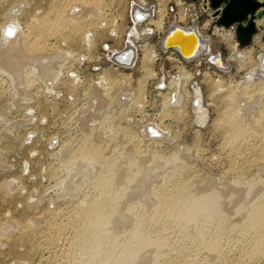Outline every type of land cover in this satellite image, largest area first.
Listing matches in <instances>:
<instances>
[{
	"label": "rangeland",
	"instance_id": "1",
	"mask_svg": "<svg viewBox=\"0 0 264 264\" xmlns=\"http://www.w3.org/2000/svg\"><path fill=\"white\" fill-rule=\"evenodd\" d=\"M77 1H79V4L81 3V8L83 6L86 7V9H91L89 8L90 6L86 5V1ZM128 1L129 0H101L102 3L99 9H105V12L109 11L108 15L110 18H112L109 20V22L112 23L113 18H115L114 22H116L118 21L116 18L122 17L124 15ZM15 4L20 6L16 14H13L12 8L14 11L18 8L17 6L13 7ZM61 5H65V8L67 9L70 3H65L63 0H0V24H2L5 19H8V17L15 16L19 22V35H21L22 30H25L27 26L31 27L33 32H36H34V35H42L45 33H43L44 31L38 30V22L42 21L44 15H49V12L52 13L51 11L55 10V7H62ZM95 6L96 5H93L92 7ZM95 10V12L93 11L92 14L87 17V20H89L87 21L88 23L90 20H92V22H98V20H95L98 8ZM66 11H68V9ZM94 15H96L95 18ZM207 20L208 16L203 14L201 16V22L206 23ZM79 22L81 25L79 32L72 33L71 29L65 26L64 28L59 29L60 31H57L59 34L56 32L55 36L50 35V39H48L50 46L56 45L55 48H57L62 53L69 52L67 57L64 56L65 58L63 60L65 62L62 61V64L60 63V67H57L59 70H56L58 71L57 74L60 72L59 79L52 81V84L50 82V77L38 74L33 68L35 66H32L29 63H26L23 66L24 68H22V79L15 78V76L10 71L0 67V264H18V262H24L25 264H57L56 261L62 262L61 264H91L89 260H91L92 254L96 253L98 250L99 252L102 251L100 252L101 257L99 256L101 261L102 259L104 260L105 255L106 257L108 256L107 254L109 250H111L110 248L112 246V244L109 242V238L110 236L112 237L116 234L119 235L118 237H120V240L117 246L114 248L115 250L112 251V255H110L109 258H105L107 260L109 259V261L104 264H121V262L124 264V261L127 259L126 256H129L133 250L138 249V244H136L137 238L134 236V233L136 232H143V234L148 233L151 236L153 235L154 237H152L154 239H159V241L164 240L166 242V248L168 247L169 249L157 247V253L152 256V262H135L133 264H162V261L168 260L170 258L183 260L185 262L189 261L187 262L189 264H219L220 262L221 264L222 262L225 264L227 261H230L231 264H243L244 262V264H264V250L255 251L254 247L251 248L254 244L255 234L251 233L250 229L246 228L244 225L245 220L239 219L240 210L243 211L250 206L254 207V205L257 203L260 204L264 201V129L257 130L254 127H250L248 129L243 128L244 130L242 129L243 131L239 134L240 136H244L243 139H240L242 137L239 135L238 138L237 136L231 137L232 134L229 131H232V128L234 131L235 127L229 125L230 121H228V117H232L231 112H235V114L238 115L240 122H244L242 124L243 126L251 117L249 112L244 111V109H246L247 103H250L251 100L253 101L255 98L257 100L259 99V93L257 92V89H254L255 86L252 85L250 88H246L247 85L243 84V81L247 70L251 68L252 65L257 63L256 54L258 47L261 45L255 46L252 43L249 45H241L242 48L244 46L247 47V53L250 51L252 53L251 56L250 53H248V59L245 58L249 64L246 63L245 66H242L239 65L240 63L236 60L232 61L231 59V53L233 51L232 48L234 44L232 43L233 41L231 40V37L230 41L228 42L218 34H210L208 37L206 35L207 38H210L209 42L211 45V53L213 54L218 52L220 55H222L223 59H228L230 62V70L221 71L220 76L217 77L212 74L211 70H208L207 66H205L206 72L204 82L206 84L204 86V100L205 107L208 111V116L205 123H203L201 126H197L195 124L193 115L189 116L188 112L186 111L175 112L167 115L170 113V111L169 113L164 109L161 111L160 108H155L156 104L154 105L153 103L146 102L143 97H146L145 94L148 95L149 87H151L150 83H141L138 85V81L136 80L132 81L130 83L131 85H128L123 82L125 85L121 89L123 91L127 90L130 92H132V90L139 91L137 93L138 98L135 97L136 93L133 92L135 93L133 94L135 98L133 97L131 99L132 101L128 100L124 104H117V102L114 100L118 92L116 89L117 87L113 84V80L121 82V79L124 80L125 78L123 77H125L127 73L119 74L117 71H112L110 69L103 70L102 73V70H97L94 68V66H97V64L91 66V64L87 63L86 61L80 62V60H78L80 56L81 59H86L83 54L87 56L89 54H93L95 51V44L100 42L99 40H107L108 42L109 38L107 35V29H103V26L96 28L95 26L97 24L93 23V26L96 28V30L94 29L95 33L93 34L95 43L91 48L86 44L83 31L84 29L82 27V24L85 25L87 22L85 20H80ZM63 23L69 24L68 21H63L61 24ZM2 27L3 25H0V38L2 37L3 32ZM21 28L23 29L21 30ZM54 37L57 38L54 39ZM34 40L36 39H32V41ZM149 43L150 44H148L147 47H151L145 49V52H151L152 47H155L153 41H150ZM50 50H48L49 52H47L46 49L42 51L47 53V55H54L55 52L52 51V49ZM94 56L95 54L91 55L89 60L95 59ZM53 61L55 62V60ZM76 71L79 74H77ZM52 73L53 72H51V74ZM149 75L150 73H144L142 71L135 74V78L143 82V80H145V78H147ZM103 76L104 79H102ZM106 77L110 80L108 81ZM73 78H76L75 82ZM99 80L102 81V84L99 83ZM109 82L111 83L110 85ZM219 84L220 86L222 84L224 86L222 85L220 87ZM142 85H145V87ZM97 86H100V89ZM236 89H239L240 91L237 92ZM99 90L102 91L100 92ZM247 90L249 94L247 93ZM65 91L69 92L66 93ZM99 92L101 96L99 95ZM242 92L245 94L247 93L248 95H244ZM104 93L106 94L107 100L105 99ZM96 95H99L97 97L99 100L96 98ZM102 96L107 104L102 99ZM230 96L232 99H230ZM241 98H243V100ZM133 100L135 101L133 102ZM233 100H235V102ZM99 101L103 104V106L102 104L100 106L97 105ZM90 106L94 107L90 108ZM132 107L134 108L133 110ZM260 107L256 108L257 112H253V114L256 113L255 116L258 118L259 116L257 113L260 112L258 111ZM105 109L107 110L105 111ZM115 110L117 111L115 112ZM107 111L110 113L108 112L106 114L105 112ZM159 113L161 115H158ZM176 113L179 114L177 115ZM261 113H259L261 117L260 123H263L260 124V126H264V113ZM98 114L102 116L98 117ZM109 114L110 116H107ZM84 117H86V119ZM223 117L227 119L226 123H224L225 120H223ZM220 119H222V121ZM151 121H155L159 124L162 123L161 126L164 128L167 127L165 129L166 134L159 139L147 137L144 134V128L146 124ZM219 121H221V124ZM87 129H90V131L87 132ZM253 129L256 131H253ZM108 130L110 134L108 133ZM100 131H102L104 134L102 132L100 133ZM89 132L91 133V136L88 134ZM255 133H258V135ZM261 135L263 136L262 139ZM96 136L103 137L102 141L97 140V142H101V144L97 146L100 147L101 153L104 152V156H108L109 160L112 158L121 160L119 157H121L123 152H126V157L128 158L125 159V157L121 160L123 162H121V168L119 170H121L120 173L123 172L124 174L128 172L129 174L127 173V176L129 178L124 180H116L114 182L109 180L98 182V172L95 174L94 169L90 174L83 172L84 174L81 173L78 176L75 175L71 181H69L67 175H71L75 169L74 167H69L73 162L71 161L72 157L76 155L80 145L82 146L84 144L90 143L91 140ZM242 141L247 144H244ZM248 143L251 146H248ZM134 145H137V148L133 149L132 147ZM241 145L244 146L246 150L244 147H241ZM125 147L129 149L127 150ZM235 149L237 151H235ZM74 151H76V153ZM138 151H140V153ZM235 153H237V155ZM67 154H69L71 158ZM174 154L176 156L178 155L177 159L173 158ZM232 155H234V159L232 158ZM148 157L150 160L156 159L154 161L149 160L148 162ZM135 159H138V162ZM143 160L146 161V164L143 165L145 167V171L142 167L138 168L139 161ZM157 160L159 162H157ZM128 161H131V163L134 162L132 163L134 166L127 165ZM158 163H160L162 167L159 166ZM113 168L115 169L114 165ZM137 168L138 170L141 169L142 171L140 170L139 172ZM65 171H68V173ZM175 181L177 183H174ZM117 184L121 186L119 187ZM111 185H113V187ZM181 186L182 188H180ZM217 187L221 189H218ZM179 189L181 190L178 191ZM239 190L246 192V194ZM188 191H190L191 194ZM239 192H241L240 194L245 197V203L243 198H239L237 196ZM231 193L232 195L230 196ZM177 194L178 197H176ZM248 195L251 196L250 199L256 204H254L251 200H249L251 201L250 203L247 202V199H249ZM181 196L182 199L180 198ZM168 197L171 198L170 206H166L164 203ZM183 197H186L187 199ZM237 197L239 200H237ZM232 199L235 200V203L231 204L230 201ZM95 200H107V204L104 205V211L107 217H105L103 222V228L105 229L101 230L100 227V229H96L94 231L93 235L88 236L86 231H89L87 229L91 228L84 227L85 224L82 225V223L84 221L86 222V219L90 220L93 218V214L87 215V212L84 210L87 209L89 204ZM119 200L120 202H118ZM226 201L228 202L225 203ZM173 203H175V205ZM181 203L184 207L181 205ZM246 203H249L250 206H247ZM244 205H246V208H244ZM147 206L148 208H146ZM180 206L182 207L180 208ZM240 206L242 207L240 208ZM192 208H194V210ZM119 210L121 212L124 210V212L121 214ZM172 211L175 212L173 213ZM193 211H195L194 214H192ZM146 213L148 214L146 215ZM33 218H37V222L31 225L28 222H31ZM61 218L63 221L66 219L73 220L72 224L76 229L75 234L77 233V240L71 245H66L62 249L56 248L55 250V248L51 247L49 244L42 243L43 235L44 232H46L45 228L47 227V224L50 225ZM113 218H117V220L114 221ZM138 218L144 219L141 220L144 222L141 224L143 228L137 227ZM108 221L112 223L114 222V225L112 223L105 225ZM82 226L84 228L83 230H80ZM81 231L82 235L79 236ZM162 236H164L165 239L164 237L162 239ZM107 240L108 242H106ZM215 240L219 241L216 242V247L221 248L218 249V256L216 254L211 255L210 253V255L207 257V246L208 244L212 243V241L215 243ZM246 240L250 241L246 243ZM92 243H95V249H98L97 251L94 248L89 250ZM167 245H170V247ZM244 245H248L249 247ZM45 246L49 249H46ZM171 248L174 249L172 250ZM246 248H248V251H246ZM104 250H106V252ZM238 250L240 252H238ZM49 251H52V254ZM103 251L105 253H103ZM258 252H262L261 254L263 256ZM200 253H202L201 255L203 257L200 255ZM118 254H120L119 257L121 258V261L118 257ZM210 256L212 257L209 258ZM255 256L258 258V261ZM261 257L262 259L260 260ZM114 258H116V262ZM96 263L97 262L94 261L92 264Z\"/></svg>",
	"mask_w": 264,
	"mask_h": 264
},
{
	"label": "bare ground",
	"instance_id": "2",
	"mask_svg": "<svg viewBox=\"0 0 264 264\" xmlns=\"http://www.w3.org/2000/svg\"><path fill=\"white\" fill-rule=\"evenodd\" d=\"M59 1V0H58ZM84 1H86V5H88V6H90L89 8H91V9H86V7H83L82 6V8H81V3L79 4V1H75V0H63V2H65V3H70V5H69V7L67 8L68 9V11H66L67 9L65 8V5L64 6H62V7H55V10H53V11H51L52 13H50L49 12V15H44L43 16V18H42V21L41 22H38V30L40 31H44L43 33H45V34H42V35H38V34H36V35H34V32H33V30H32V28L31 27H29V26H27V28L25 29V30H22L23 28H21V30H22V33H21V35H19V22L17 21V19L15 18V16L14 17H8V19H5L4 20V22H2V24H0V25H3V27H2V37L0 38V67H3L5 70H7V71H10L14 76H15V78H17V79H22V74H23V70H22V68H24L23 66L26 64V63H29V64H31L32 66H35V67H33L34 69H35V72H37L38 74H42V75H44V76H47V77H50V82H51V84L53 83L52 81H55L56 79H59V73L57 74V72L59 71L58 69H57V67H60V65L62 64V61H64L63 59L65 58L64 56H66L67 57V54L69 53V52H65V53H62V52H60L57 48H55V46L56 45H52V46H50V43L48 42V39H50V35L51 36H55L56 35V32L59 30V29H62V28H64L65 26L68 28L69 27V29H71V32L72 33H77V32H79V29H80V27H81V25H80V20L82 21V20H85L86 22L87 21H89V20H87V17L90 15V14H92V12L94 11H96L95 9H97L98 8V12H96L97 13V16L96 15H94V18H95V16H96V19L95 20H98V18H99V16H100V14H101V8L99 9V7H101V0H95V2H94V0H84ZM103 1V0H102ZM78 2V3H77ZM80 2H82L81 0H80ZM105 2V1H104ZM113 2V1H112ZM57 3V2H56ZM59 3V2H58ZM72 3H74V4H72ZM84 3V2H83ZM82 3V4H83ZM59 5V4H58ZM80 5V6H79ZM84 5H85V3H84ZM85 5V6H86ZM93 5H96L95 7H92ZM18 7L15 11L13 10V8H12V11H13V14L15 13L16 14V12L19 10V6L18 5H14L13 7ZM56 6V5H55ZM87 6V7H88ZM103 6V5H102ZM10 8V9H11ZM81 10H82V12H81ZM100 10V11H99ZM108 10V9H107ZM106 10V11H107ZM81 12V13H80ZM109 12V11H108ZM9 13V12H8ZM80 13V14H79ZM93 14H95V13H93ZM114 14V13H113ZM92 16V15H91ZM114 16H116V15H114ZM119 19H121V17H118ZM94 20V19H93ZM262 20L264 21V18H262L261 20H259V21H257V24H262ZM63 21H68L69 22V24L68 23H63V24H61ZM117 22V21H116ZM27 23V22H26ZM25 23V24H26ZM83 23V22H82ZM93 23H96L97 24V21H94V22H92V20H90V22L88 23H86L85 25H83L82 24V27H83V31H84V36H85V40H86V44L88 45V46H90L91 44H92V42H93V40H92V42H90L89 41V38L85 35L87 32H85L86 31V29H88L89 27H93ZM100 23V24H99ZM99 23H98V26L100 27H102L103 25H102V23H103V19H100L99 20ZM157 24H160L161 23V20H159V22H156ZM208 23V20L206 21V24ZM28 24V23H27ZM25 26V25H24ZM23 27V26H22ZM174 27H177V28H181V27H179V26H174ZM82 29V28H81ZM182 29V28H181ZM184 29H186V28H184ZM68 30V29H67ZM222 31H221V33H220V36L222 37V38H224L226 41H230V37H231V33H229V31L228 32H226L225 31V29H221ZM60 31V30H59ZM81 31V30H80ZM195 31V30H194ZM218 31H220V29H218ZM197 32V31H196ZM226 32V33H225ZM12 33V34H11ZM36 33V32H35ZM58 33V32H57ZM178 38H181V39H179L180 41H182L181 43L183 44V46H184V53L187 55V56H190V55H192V54H195V53H198V52H202V50L203 49H206L207 51H209L210 50V42H209V39H207V38H205V39H203V38H201L199 35V37L197 36V33H196V36L195 37H189L190 36V34H188V35H184L182 32H180V31H178ZM41 34V33H40ZM59 34V33H58ZM61 35V34H60ZM55 38H57V37H54V39ZM199 38H201V39H199ZM252 38V37H251ZM32 39H36V40H34V41H32ZM18 41V42H17ZM65 41V40H64ZM251 41V40H250ZM63 42V41H62ZM97 42V41H96ZM91 43V44H90ZM233 43V42H232ZM16 44H18V45H16ZM250 44V43H249ZM248 44V45H249ZM50 46V47H49ZM57 47H58V45H57ZM151 47V46H150ZM149 46L147 47V49L148 48H150ZM87 48V47H86ZM89 48V47H88ZM47 50V52H49L48 50H50V49H52V51H54L55 52V54L54 55H51V54H49V55H47V53H44L42 50ZM61 49V48H60ZM233 51H232V57H231V59L232 60H236L237 62H239L240 64L239 65H246V63H247V61L245 60V58H247V55H246V52L243 50V48L242 49H240L239 47H237V46H235V44H233ZM250 49V48H249ZM56 50V51H55ZM42 51V52H41ZM51 51V50H50ZM65 51V50H64ZM63 51V52H64ZM248 51H250V50H248ZM248 53H250V56H251V51L250 52H248ZM75 54V53H74ZM81 57V56H80ZM83 57V56H82ZM249 57V56H248ZM253 57V56H252ZM251 57V58H252ZM248 59V58H247ZM53 60H55V62L53 61ZM79 60V59H78ZM65 62V61H64ZM70 62V61H69ZM61 63V64H60ZM216 64L217 65H219V66H223V62L221 61V58L219 57L218 58V60H216ZM247 64H249V62L247 63ZM255 64V63H254ZM252 66H254V65H252ZM261 66V65H260ZM260 66L258 67V68H256V70H254V75H253V77H252V80L251 81H247L246 82V84L247 85H249L250 84V82L252 83L251 85H253V86H255V88L254 87H252V88H254V89H257V92L259 93V99L257 100L256 98L254 99V101H252L251 100V102L249 103H247V105H246V109H244V111H247V112H249V114L251 115V117H250V119L249 120H247L246 122L247 123H245L243 126H242V124L244 123V122H240V119H239V117H238V115L237 114H235V112L233 113V112H231L232 113V117L230 116V117H228V121H230V124L229 125H231L232 127H235V130L233 131V128L231 129L232 131H229V132H231V137L232 136H237V138H238V135L240 136V132H242L245 128L246 129H248V128H250V127H254L255 129H264L263 127L264 126H260V124H262L263 122H261L260 123V120H261V117H260V115H259V113H264V70H261V68H260ZM71 68V67H70ZM69 68V69H70ZM244 68V67H243ZM33 69V70H34ZM64 69V68H63ZM250 69V68H249ZM54 70V71H53ZM56 70H58V71H56ZM60 70H61V68H60ZM64 71H65V69H64ZM69 71V70H68ZM72 71H73V69H72ZM22 72V73H21ZM31 72V71H30ZM51 72H53L52 74H51ZM256 72V73H255ZM28 73V72H27ZM62 73V72H61ZM70 74H72L71 72H69ZM75 73V72H74ZM76 73H77V71H76ZM102 73H103V71H102ZM29 74V73H28ZM65 74V73H64ZM77 74H79V73H77ZM100 74V73H99ZM106 74V73H105ZM66 75H68V74H66ZM75 75V74H74ZM107 75V74H106ZM69 76H71V75H69ZM68 76V77H69ZM100 76V75H99ZM58 77V78H57ZM62 77H64V76H62ZM77 77V76H76ZM108 77V76H107ZM106 77V78H107ZM65 78V77H64ZM78 78V77H77ZM124 78V77H123ZM60 79H62V78H60ZM74 79V78H73ZM76 79V78H75ZM75 79H74V82H75ZM97 79H98V76H97ZM102 79H104V76L102 77ZM108 79V78H107ZM71 80V79H70ZM80 80V79H79ZM79 80H77V81H79ZM106 80V79H105ZM105 80H103V81H105ZM123 79H121V81H122ZM72 81V80H71ZM82 81V80H81ZM144 81V80H143ZM61 82H62V80H61ZM209 82V81H208ZM238 82V81H237ZM55 83V82H54ZM64 83H65V81H64ZM73 83V82H72ZM81 83V82H80ZM99 83L100 84H102V81H100L99 80ZM214 83V82H213ZM221 83V82H220ZM49 84V83H48ZM59 84H60V82H59ZM67 84V83H66ZM77 84H78V82H77ZM105 84H107V83H105ZM111 83L109 82V85H110ZM244 84V83H243ZM58 85V84H57ZM63 85V84H62ZM70 85H71V83H70ZM69 85V86H70ZM73 85V84H72ZM74 85H75V83H74ZM73 85V86H74ZM125 85V84H124ZM223 85V84H222ZM221 85V86H222ZM72 86V87H73ZM96 86V85H95ZM94 86V87H95ZM102 86V85H101ZM107 86V85H106ZM143 86V85H142ZM219 86H220V84H219ZM218 86V87H219ZM220 86V87H221ZM224 86V85H223ZM240 86V85H239ZM245 86V85H244ZM51 87V86H50ZM98 87V86H97ZM100 87V86H99ZM98 87V88H99ZM247 87H251V86H246V88ZM96 88V87H95ZM97 88V89H98ZM235 88H236V86H235ZM52 89V88H51ZM100 89V88H99ZM103 89V88H102ZM111 89V88H110ZM211 89H213V88H211ZM244 89V88H243ZM53 90V89H52ZM237 90V92L238 91H240L239 89H236ZM100 91V90H99ZM102 91V90H101ZM100 91V92H101ZM111 91V90H110ZM213 91V90H212ZM211 91V92H212ZM215 91V90H214ZM241 91H243V90H241ZM245 91V90H244ZM66 92V91H65ZM69 91H67L66 93H68ZM93 92H94V90H93ZM96 92V91H95ZM100 92H99V95H100ZM112 92V91H111ZM133 92H135L136 93V95H135V97L136 98H138V96H137V93L139 92V91H137V90H132V92H130V91H127V90H124V91H122L121 93H117V96H116V98H115V100L114 101H116L117 102V104L120 102V98H121V96H123V98H124V96L125 97H127V96H129L130 94L129 93H132V94H135V93H133ZM231 92V91H230ZM240 93V92H239ZM247 93H248V90H247ZM246 93V94H247ZM98 94V93H97ZM101 94H103V93H101ZM141 94V93H140ZM242 94H244V95H246L244 92H242ZM249 94V93H248ZM247 94V95H248ZM255 94H256V92H255ZM99 95H96V98L99 96ZM104 95H105V99H106V94L104 93ZM244 95H243V97H244ZM251 95V94H250ZM249 95V96H250ZM58 96V95H57ZM76 96V95H75ZM92 96H94V95H92ZM101 96V95H100ZM134 97V98H135ZM184 97V96H183ZM246 97V96H245ZM76 98H79V97H76ZM95 98V97H94ZM107 98H109V97H107ZM174 98H177L176 97V95L174 96ZM98 99V98H97ZM96 99V100H97ZM102 99H103V96H102ZM102 99H101V101H102ZM112 99V98H111ZM132 99V98H131ZM230 99H232L231 98V96H230ZM242 100H243V98H241ZM253 99V98H252ZM93 100V99H92ZM95 100V101H96ZM99 100V99H98ZM104 100V99H103ZM107 100V99H106ZM142 100V99H141ZM91 101V100H90ZM132 101V100H131ZM135 100H133V102H134ZM234 102H235V100H233ZM237 101V100H236ZM55 102V101H54ZM92 102V101H91ZM100 102V101H99ZM98 102V103H99ZM104 102H105V100H104ZM137 102V101H136ZM140 102V101H139ZM142 102V101H141ZM215 102V101H214ZM69 103H71V102H69ZM97 103V105H101L102 103L100 102L99 104ZM106 103V102H105ZM129 103V102H128ZM132 103V102H131ZM55 104H56V102H55ZM91 104V103H90ZM107 104V103H106ZM114 104V103H113ZM143 104V103H142ZM237 104H239V103H237ZM246 104V103H245ZM79 105V104H78ZM87 106V105H86ZM102 106H103V104H102ZM112 106V105H111ZM130 106V105H129ZM181 106V105H180ZM236 106V105H235ZM261 106V107H260ZM77 107V106H76ZM81 107V106H80ZM94 107V106H93ZM92 106H90V108H93ZM96 107V106H95ZM98 107V106H97ZM135 107V106H134ZM168 107H169V109H170V105L168 104ZM239 107V106H238ZM259 108L260 107V109L258 110V111H260L259 113H257V115L259 116V118L258 117H256L255 116V114L256 113H254L253 114V112H257V109L256 108ZM87 108V107H86ZM89 108V107H88ZM101 108V107H100ZM129 108H131V107H129ZM136 108H138V107H136ZM28 109H31V108H28ZM75 109V108H74ZM95 109V108H94ZM120 109V108H119ZM134 108L132 107V110H133ZM53 110V109H52ZM83 110V109H82ZM86 110V109H85ZM91 110V109H90ZM98 110V109H97ZM104 110V109H103ZM107 109H105V111H106ZM110 110V109H109ZM139 110V109H138ZM171 110V109H170ZM196 110H198V119H199V121L201 120V121H203L204 119H205V117H206V110L204 109V108H198V109H196ZM239 110V109H238ZM242 110V109H241ZM102 111V110H101ZM111 111V110H110ZM117 110H115V112H116ZM136 111H137V109H136ZM162 111V110H161ZM164 111V110H163ZM165 111H166V109H165ZM85 112V111H84ZM87 112V111H86ZM92 112V111H91ZM96 112V111H95ZM109 111H107V112H105L106 114L108 113ZM112 112V111H111ZM119 112V111H118ZM167 112V111H166ZM90 113V112H89ZM99 113V112H98ZM110 113V112H109ZM121 113V112H120ZM160 113H164V112H160ZM158 114V115H161V114ZM168 113H169V111H168ZM244 113H246V112H244ZM261 113V114H262ZM57 114V113H56ZM69 114V113H68ZM72 114V113H71ZM91 114V113H90ZM92 114H93V112H92ZM102 114V113H101ZM105 114V115H106ZM112 114V113H111ZM171 113H169V114H167V115H170ZM177 114V113H176ZM179 114V113H178ZM177 114V115H178ZM248 114V115H249ZM253 114V115H252ZM61 115V114H60ZM82 115H86V114H82ZM166 115V114H165ZM166 115V116H167ZM174 115V114H173ZM72 116V115H71ZM90 116H92V115H90ZM99 116H102V115H99L98 114V117ZM104 116V115H103ZM107 116H110V114L109 115H107ZM112 116V115H111ZM114 116V115H113ZM165 116V117H166ZM180 116V115H179ZM227 116V115H226ZM263 116H264V114H263ZM27 117V116H26ZM62 117V116H61ZM96 117V116H95ZM171 117V116H170ZM169 117V118H170ZM178 117V116H177ZM245 117V116H244ZM42 118V117H41ZM85 119H86V117H84ZM93 118V117H92ZM103 118V117H102ZM111 118V117H110ZM118 118V117H117ZM153 118V117H152ZM174 118V117H173ZM224 118V117H223ZM222 118V119H223ZM32 119V118H31ZM44 119V118H43ZM88 119V118H87ZM94 119V118H93ZM99 119V118H98ZM100 119H101V117H100ZM141 119H143V118H141ZM150 119V118H149ZM159 119V118H158ZM166 119H167V117H166ZM175 119V118H174ZM222 119H220L221 121H222ZM113 120V119H112ZM157 120V119H156ZM223 120H225V122L224 123H226V118H224ZM245 120V119H244ZM55 121V120H54ZM66 121V120H65ZM92 121V120H91ZM104 121V120H103ZM107 121V120H106ZM143 121V120H142ZM148 121V120H147ZM158 121V120H157ZM169 121H170V119H169ZM221 121H219V123L221 122ZM249 121V122H248ZM88 122V121H87ZM109 122V121H108ZM99 123V122H98ZM105 123V122H104ZM107 123V122H106ZM227 123H229V122H227ZM60 124V123H59ZM65 124V123H64ZM86 124H88V123H86ZM92 124H94V123H92ZM118 124V123H117ZM162 124V123H161ZM161 124H159V123H157V122H155V121H151V122H149L148 124H146V126H145V129L146 130H148L149 131V133H152V134H161V135H165L166 133H165V129L167 128V127H163V126H161ZM221 124V123H220ZM37 125V124H36ZM90 125H91V122H90ZM90 125H88V126H90ZM101 125V124H100ZM107 125V124H106ZM126 125V124H125ZM133 125V124H132ZM164 125V124H163ZM228 125V124H227ZM228 125V126H229ZM41 126V125H40ZM97 126V125H96ZM109 126V125H108ZM113 126V125H112ZM100 127V126H99ZM110 127V126H109ZM169 127H170V125H169ZM68 128V127H67ZM103 128V127H102ZM228 128V127H227ZM230 128V127H229ZM244 128V129H243ZM113 129V128H112ZM243 129V130H242ZM110 130H111V128H110ZM251 130V129H250ZM32 131V130H31ZM88 131H90V129L88 130L87 129V132ZM97 131V130H96ZM95 131V132H96ZM106 131V130H105ZM238 131V132H237ZM253 131H256V130H254L253 129ZM252 131V132H253ZM263 131V130H262ZM86 132V133H87ZM94 132V133H95ZM102 131H100V133H101ZM168 132H170V131H168ZM250 132V131H249ZM258 132V131H257ZM93 133V132H92ZM97 133V132H96ZM103 133V132H102ZM108 133L110 134V132H109V130H108ZM88 134H90V136H91V133L89 132ZM104 134V133H103ZM102 134V135H103ZM136 134V133H135ZM145 134V133H144ZM228 135H230L229 133H227ZM247 134H248V132H247ZM250 134H252V133H250ZM254 134V133H253ZM255 134H257L258 135V133H255ZM262 134V133H261ZM100 135V134H99ZM226 135V134H225ZM242 135V134H241ZM249 135V134H248ZM264 135V134H263ZM78 136V135H77ZM84 136V135H83ZM89 136V135H88ZM104 136V135H103ZM106 136V135H105ZM243 136L244 135H242V136H240V137H242V138H240V139H243ZM93 137V136H92ZM110 137V136H109ZM109 137H107V138H109ZM113 137V136H112ZM119 137V136H118ZM262 135H261V139H262ZM91 138V137H90ZM117 138V137H116ZM167 138V137H166ZM229 138V137H228ZM246 138V137H245ZM260 138V137H259ZM264 138V137H263ZM80 139H82V138H80ZM165 139V138H164ZM169 139V138H168ZM230 139V138H229ZM228 139V140H229ZM53 140V139H52ZM90 140V139H89ZM95 141L96 142V144H95V142H93V141ZM91 140V142L90 143H88V144H84V145H80L79 147H78V152L76 153V151H74L75 153H76V155L74 156V157H72V160L71 161H73L72 163H71V165L69 166V167H74L75 169H74V171H73V173L70 175H67V177H68V179H69V181H71V179L75 176V175H79V174H81V173H83V172H85V173H91L94 169H95V174L98 172V176L97 175H95V176H97V181L98 182H104L105 180H109V181H111V182H114V181H116V180H124V179H126V178H129L128 176H127V173L126 174H124L123 172L122 173H120V171L121 170H119L120 168H121V162H123V161H121L123 158H125L126 156H127V154H126V152H121L122 154H121V157H119V158H121V160H118V159H111V160H109L108 159V156H104L103 155V153H101V149H100V147L99 146H97V145H100L101 144V142H97V140L99 141H102L103 140V137L101 136V137H99V136H96V137H94L93 139ZM112 140H114V139H112ZM227 140V141H228ZM231 140V139H230ZM229 140V141H230ZM237 140H239V139H237ZM61 141V140H60ZM235 141V140H234ZM79 142V141H78ZM86 142V141H85ZM226 142V141H225ZM236 142V141H235ZM241 142V141H240ZM243 142V141H242ZM246 142V141H245ZM249 142V141H248ZM250 142H251V140H250ZM263 142H264V140H263ZM81 143V142H80ZM103 143V142H102ZM109 143V142H108ZM112 143V142H111ZM170 143V142H169ZM230 143V142H229ZM233 143V142H232ZM231 143V144H232ZM239 143V142H238ZM244 143V142H243ZM72 144V143H71ZM104 144V143H103ZM115 144V143H114ZM234 144V143H233ZM237 144V143H236ZM236 144H235V146H236ZM244 144H247V143H244ZM249 144V143H248ZM182 145H184V144H182ZM228 145V144H227ZM239 145V144H238ZM128 146V145H127ZM137 146V145H136ZM135 145L132 147L133 149H135V148H137ZM248 146H251L250 144L248 145ZM67 147V146H66ZM129 147V146H128ZM232 147V146H231ZM230 147V148H231ZM237 147V146H236ZM241 147H244V146H242L241 145ZM126 148V147H125ZM130 148V147H129ZM128 148V149H129ZM187 148V147H186ZM233 148H234V146H233ZM239 148V147H238ZM245 148V147H244ZM64 149V148H63ZM62 149V150H63ZM115 149V148H114ZM127 149V148H126ZM127 149V150H128ZM132 149V150H133ZM237 149V148H236ZM235 149V151H237ZM248 149V148H247ZM250 149V148H249ZM66 150V149H65ZM117 150V149H116ZM177 150V149H176ZM232 150V149H231ZM241 150H242V148H241ZM245 150H246V148H245ZM71 151V150H70ZM135 151V150H134ZM133 151V152H134ZM249 151V150H248ZM251 151V150H250ZM73 152V153H74ZM139 153H140V151H138ZM177 152V151H176ZM240 152V151H239ZM64 153H67V152H64ZM109 153V152H108ZM137 153V152H136ZM238 153V152H237ZM237 153H235L236 155H237ZM242 153V152H241ZM245 153V152H244ZM131 154V153H130ZM135 154V153H134ZM176 154V153H175ZM174 154V156H173V158L174 159H177V157H178V155L176 156ZM243 154V153H242ZM241 154V155H242ZM68 156H69V154H67ZM240 155V156H241ZM246 155V154H245ZM110 156V155H109ZM143 156V155H142ZM234 155H232V158L234 159V157H233ZM70 157V156H69ZM186 157V156H185ZM238 157H239V154H238ZM71 158V157H70ZM69 158V159H70ZM109 158H111V157H109ZM128 157H126L125 159H127ZM141 158V157H140ZM146 158H147V156H146ZM149 158V157H148ZM154 158V157H153ZM231 158V159H232ZM240 158H242V157H240ZM68 159V160H69ZM142 159H144V158H142ZM156 159V158H155ZM154 159V160H155ZM232 159V160H233ZM243 159V158H242ZM241 159V160H242ZM136 161L138 160V159H135ZM134 160V161H135ZM146 160V159H145ZM145 160H143V161H139V165H138V168H140V167H142L143 169L145 168L143 165H145L146 164V161ZM149 160H150V158L148 159V162H149ZM153 159L152 160H150V161H154ZM160 160V159H159ZM164 160V159H163ZM171 161V160H170ZM234 161H236V160H234ZM244 161V160H243ZM69 162V161H68ZM138 162V161H137ZM157 162H159L158 160H157ZM162 162V161H161ZM165 162V161H164ZM166 162H168V161H166ZM174 162V161H173ZM116 163V164H115ZM132 163H134V162H132ZM131 163V161H128L127 162V165H129V166H134V164H132ZM5 164V163H4ZM64 164V163H63ZM69 164V163H68ZM153 164V163H152ZM154 164H155V162H154ZM153 164V165H154ZM159 164V166H161L160 165V163H158ZM165 164H167V163H165ZM164 164V165H165ZM95 165V166H94ZM113 165L115 166V169L113 168ZM125 166V165H124ZM135 166H136V164H135ZM97 167V168H96ZM123 167V166H122ZM127 167V166H126ZM162 167V166H161ZM161 167H160V169H161ZM71 168H69V169H71ZM123 168H125V167H123ZM122 168V169H123ZM129 168V167H128ZM132 168V167H131ZM130 168V169H131ZM138 168H137V170H138ZM148 168V167H147ZM127 169V168H126ZM133 169V168H132ZM151 169V168H150ZM68 170V169H67ZM135 170H136V168H135ZM135 170H133V171H135ZM141 170V169H140ZM140 170H138L139 172H140ZM159 170V169H158ZM124 171H128V170H124ZM142 171V170H141ZM144 171H145V169H144ZM65 172H67L68 173V171H65ZM147 172H149V171H147ZM153 172H155V171H153ZM156 172H157V169H156ZM151 173V172H150ZM84 174V173H83ZM112 174V175H111ZM129 174V173H128ZM86 175H88V174H86ZM94 175V174H93ZM132 175V174H131ZM156 176V175H155ZM92 177V176H91ZM75 178H77V177H75ZM131 178H132V176H131ZM144 178V177H143ZM158 179V178H157ZM96 180V179H95ZM132 180H133V178H132ZM170 180V179H169ZM172 180V179H171ZM10 181V180H9ZM64 182V181H63ZM72 182H74V181H72ZM124 182H126V181H124ZM142 182V181H141ZM179 182V181H178ZM185 182V181H184ZM14 183V182H13ZM71 183V182H70ZM69 183V184H70ZM107 183H108V181H107ZM174 183H177L176 181L174 182ZM12 184V183H11ZM65 184V183H64ZM184 184V183H183ZM118 185V184H117ZM175 185V184H174ZM186 185V184H185ZM107 186V185H106ZM112 187H113V185H111ZM119 186V185H118ZM121 186V185H120ZM119 186V187H120ZM172 186H173V184H172ZM201 186H203V185H201ZM200 186V187H201ZM205 186V185H204ZM233 186H235V185H233ZM98 187H99V185H98ZM123 187V186H122ZM126 187V186H125ZM185 187V186H184ZM190 187H192V186H190ZM127 188V187H126ZM177 188V187H176ZM179 188V187H178ZM180 188H182V186L180 187ZM218 188V187H217ZM234 188V187H233ZM241 188V187H240ZM105 189H107V188H105ZM116 189H118V188H116ZM123 189H124V187H123ZM191 189V188H190ZM211 189V188H210ZM218 189H221V188H218ZM224 189V188H223ZM243 189V188H242ZM181 189H179L178 191H180ZM186 190V189H185ZM184 190V191H185ZM194 190H196V189H194ZM202 190V189H201ZM226 190V189H225ZM183 191V192H184ZM192 191V190H191ZM219 191V190H218ZM232 191V190H231ZM235 191H237V190H235ZM239 191H242V190H239ZM121 192V191H120ZM188 192H190V191H188ZM196 192V191H195ZM217 192V191H216ZM221 192H223V191H221ZM227 192V191H226ZM229 192V191H228ZM244 191H242V193H243ZM104 193V192H103ZM208 193V192H207ZM212 193H215V192H212ZM220 193V192H219ZM237 193V192H236ZM241 192H239V194L237 195L239 198H243V200L245 199V197L242 195V194H240ZM245 194H246V192H244ZM113 194V193H112ZM142 194V193H141ZM187 194V193H186ZM190 194H191V192H190ZM202 194V193H201ZM227 194V193H226ZM244 194V195H245ZM168 195V194H167ZM171 195V194H170ZM175 195V194H174ZM216 195V194H215ZM219 195V194H218ZM217 195V196H218ZM229 195V194H228ZM232 195V193L230 194V196ZM166 196V195H165ZM164 196V197H165ZM173 196V195H172ZM226 196V195H225ZM224 196V197H225ZM246 196V195H245ZM123 197V196H122ZM176 197H178V194H177V196ZM195 197V196H194ZM205 197V196H204ZM238 197H237V200H239L238 199ZM250 197L251 196H249L248 195V198L249 199H247V202H251L252 200L250 199ZM253 197V196H252ZM181 199H182V196L180 197ZM183 198H186V197H183ZM192 198V197H191ZM217 198V197H216ZM222 198V197H221ZM228 198V197H227ZM232 198V197H231ZM161 199H162V197H161ZM187 199V198H186ZM185 199V200H186ZM218 199V198H217ZM225 199V198H224ZM264 199V198H263ZM165 200V199H164ZM189 200V199H188ZM220 200H222V199H220ZM225 200H227V199H225ZM249 200H251V201H249ZM92 201V200H91ZM90 201V202H91ZM178 201H179V198H178ZM222 201H224V200H222ZM118 202H120V200L118 201ZM163 202V201H162ZM198 202V201H197ZM216 202V201H215ZM214 202V203H215ZM217 202H218V200H217ZM228 201H226L225 203H227ZM231 204L232 203H235V200L234 199H232L231 201ZM241 202V201H240ZM246 202V200H244V203ZM253 202V201H252ZM259 202V201H258ZM264 202V201H263ZM263 202L262 203H260V204H256L255 202H253L254 204H256V205H254V207H251L250 205H249V203H246L247 204V206L249 205L250 207H247L246 208V205H244L245 207L244 208H246V209H244L243 211H241L240 210V212H239V215H240V218L239 219H241V220H245V226H246V228L247 229H250V231H251V233H253V234H255V240H254V244H255V246H254V244H253V246L251 247V248H253L254 247V249H255V251L256 250H258V251H261V250H264V204H263ZM109 203H110V201H109ZM112 203V202H111ZM164 203H165V205L166 206H170V204H171V198L170 197H168L167 198V200H165L164 201ZM176 203H177V199H176ZM182 203H184V202H182ZM181 203V205L183 206V204ZM187 203V202H186ZM195 203V202H194ZM221 203V202H220ZM71 204V203H70ZM107 204V200L106 201H103V200H95V201H93V202H91L90 204H89V207L87 208V209H85L84 211L85 212H87V215H90V214H93V218H91L90 220L89 219H86V222L84 221L83 223H82V225H87V226H85L84 225V227H87V228H91V229H87V230H89V231H86V234L89 236V235H93L94 234V231L96 230V229H100V227H101V230H103V229H105V228H103V225H104V220H105V217H106V213H105V211H104V205H106ZM159 204V203H158ZM174 205H175V203H173ZM179 204V203H178ZM192 204V203H191ZM236 204H237V202H236ZM185 205H188V204H185ZM195 205V204H194ZM228 205H229V203H228ZM240 205V204H239ZM239 205H237V206H239ZM109 206V205H108ZM118 206V205H117ZM182 206H180V208L182 207ZM191 206V205H190ZM193 206V205H192ZM220 206H222V205H220ZM225 206H227V205H225ZM232 206H236V205H232ZM157 207V206H156ZM163 207V206H162ZM184 207V206H183ZM215 207V206H214ZM242 206H240V208H241ZM108 208V207H107ZM146 208H148V206L146 207ZM159 208V207H158ZM172 208V207H171ZM174 208H176V207H174ZM190 208V207H189ZM194 208H195V206H194ZM194 208H192L193 210H194ZM233 208V207H232ZM236 208V207H235ZM118 209V208H117ZM121 209V208H120ZM125 209V208H124ZM164 209H166V208H164ZM163 209V210H164ZM184 209V208H183ZM182 209V210H183ZM218 209H220V208H218ZM217 209V210H218ZM239 209V208H238ZM110 210V209H109ZM186 210H187V208H186ZM220 210H222V209H220ZM51 211V210H50ZM80 211V210H79ZM120 211V210H119ZM118 211V212H119ZM127 211V210H126ZM131 211V210H130ZM136 211V210H135ZM196 211V210H195ZM195 211H193V213L192 214H194V212ZM236 211V210H235ZM234 211V212H235ZM48 212V211H47ZM52 212V211H51ZM54 212V211H53ZM58 212V211H57ZM107 212V211H106ZM121 212V211H120ZM122 212H124V210L122 211ZM122 212H121V214H122ZM133 212V211H132ZM138 212V211H137ZM140 212V211H139ZM143 212V211H142ZM173 212V211H172ZM175 212V211H174ZM173 212V213H174ZM217 212V211H216ZM64 213H66V212H64ZM80 213V212H79ZM169 213H170V211H169ZM180 213V212H179ZM179 213H177V214H179ZM201 213V212H200ZM52 214H54V213H52ZM56 214V213H55ZM114 214V213H113ZM136 214V213H135ZM141 214V213H140ZM148 213H146V215H147ZM160 214V213H159ZM166 214L168 215V213L166 212ZM183 214H185V213H183ZM234 214V213H233ZM51 215V214H50ZM84 215V214H83ZM82 215V216H83ZM134 215V214H133ZM144 215V214H143ZM160 215H162V214H160ZM174 215V214H173ZM210 215V214H209ZM213 215V214H212ZM69 216V215H68ZM73 216H74V214H73ZM76 216V215H75ZM114 216H117V215H114ZM141 216V215H140ZM157 216V215H156ZM182 216V215H181ZM190 216V215H189ZM60 217V216H59ZM113 217V216H112ZM137 217H138V215H137ZM223 217V216H222ZM49 218V217H48ZM58 218V217H57ZM56 218V219H57ZM64 218V217H63ZM88 218V217H87ZM107 218V217H106ZM147 218H148V216H147ZM157 218V217H156ZM114 219V221H116L117 220V218H113ZM135 219V218H134ZM143 219V218H142ZM142 219H139L138 218V220H137V227H139V228H143V226L141 225V224H143L144 222H142L141 220ZM159 219V218H158ZM161 219V218H160ZM173 219V218H172ZM236 219V218H235ZM80 220V219H79ZM122 220V219H121ZM144 220V219H143ZM147 220V219H146ZM151 220V219H150ZM150 220H149V222H150ZM112 221V220H111ZM148 221V220H147ZM189 221H190V219H189ZM35 222H37V218L35 219V218H33V220L31 221V222H28V223H30L31 225H33V223H35ZM80 222V221H79ZM73 220H71V219H66V220H62V218L61 219H59L58 221H56V222H53V223H51L50 225H48L47 224V227L45 228V231L46 232H44V235H43V241H42V243H44V244H49L51 247H53V248H55V250H56V248H60V249H62L64 246H66V245H71V244H73L77 239H76V237H77V233L75 234V232H76V229L73 227ZM110 223H112V222H110V221H108V222H106V224L105 225H109ZM114 223V222H113ZM112 223V224H113ZM184 223V222H183ZM187 223H188V221H187ZM115 224H116V222H115ZM118 224V223H117ZM149 224V223H148ZM147 224V225H148ZM233 224V223H232ZM114 225V224H113ZM132 225V224H131ZM186 225V224H185ZM220 225V224H219ZM227 225H228V223H227ZM7 226V225H6ZM37 227V226H36ZM83 226L80 228V230L82 229L83 230V228H84ZM147 228H148V226H147ZM131 229V228H130ZM245 229V228H244ZM122 230V229H121ZM107 231V230H106ZM247 231H249V230H247ZM104 232V231H103ZM218 232V231H217ZM107 233V232H106ZM243 233V232H242ZM108 234H110V233H108ZM120 234V233H119ZM80 235H82V231L79 233V236ZM112 235V234H111ZM129 235V234H128ZM155 235V234H154ZM205 235V234H204ZM243 235V234H242ZM247 235V234H246ZM119 235H114V236H110V238H109V242L112 244V246H111V250H109V252H108V258L110 257V255H112L111 253H112V251L113 250H115L114 248L117 246V244H118V242H119V240H120V237H118ZM134 236L137 238V241H136V244H138L137 246H138V249H136V250H133L130 254H129V256H126L127 257V259H126V261H124V264H133V263H135V262H146V263H149L150 261L152 262V256L154 255V254H156L157 253V247H160V248H162V249H167L166 248V245H165V241L163 240H161V241H159V239H154L151 235H149L148 233H145V234H143V232L142 233H134ZM248 236H249V234H248ZM253 236V235H252ZM98 237V236H97ZM96 237V238H97ZM109 237V236H108ZM122 237H124V236H122ZM156 237V236H155ZM163 237L164 236H162V239H163ZM247 237V236H246ZM95 238V237H94ZM222 238V237H221ZM249 238V237H248ZM82 239V238H81ZM80 239V240H81ZM90 239V238H89ZM127 239V238H126ZM164 239H165V237H164ZM201 239V238H200ZM218 239V238H217ZM244 239H245V237H244ZM250 239V238H249ZM254 239V238H253ZM252 239V240H253ZM97 240V239H96ZM94 241V240H93ZM167 241V240H166ZM205 241H207V240H205ZM218 240H215V243L212 241V243H210V244H208V246H207V249L208 250H206L208 253L206 254L207 255V257H208V255H210V253H211V255L213 254V255H217L219 252H218V249H221V248H217L216 246V242H217ZM238 241V240H237ZM243 242H245L244 240H242ZM250 241V240H249ZM249 241H247L246 240V243L247 242H249ZM98 242V241H97ZM106 242H108V240L106 241ZM135 242V241H134ZM133 242V243H134ZM219 242V241H218ZM239 242V241H238ZM253 242V241H252ZM99 243V242H98ZM208 243V242H207ZM240 243V242H239ZM239 243H238V247H239ZM203 244V243H202ZM235 244V243H234ZM243 244V243H242ZM221 245V244H220ZM43 246V245H42ZM48 246V245H47ZM49 246V247H50ZM129 246V245H128ZM167 246H169L170 247V245H167ZM243 246V245H242ZM244 246H247V247H249L248 245H244ZM46 247V246H45ZM44 247V248H45ZM95 247H96V245H95V243H92V245L90 246V248H89V250H92L93 248L95 249ZM108 247V246H107ZM106 247V248H107ZM126 247V246H125ZM124 247V248H125ZM70 248V247H69ZM98 248V247H97ZM237 248V247H236ZM43 249V248H42ZM46 249H49V248H47L46 247ZM51 249V248H50ZM133 249V248H132ZM169 249V248H168ZM172 250L174 249V248H171ZM176 249V248H175ZM238 249V248H237ZM242 249V248H241ZM248 248H246V251H248L247 250ZM53 250V249H52ZM96 250V249H95ZM98 250V249H97ZM96 250V251H97ZM128 250V249H127ZM197 250V249H196ZM200 250V249H199ZM252 250V249H251ZM65 251V250H64ZM96 251H94V252H96ZM105 252H106V250H104ZM103 251V253H105ZM126 251V250H125ZM220 251V250H219ZM242 251V250H241ZM244 251V250H243ZM252 251H254V250H252ZM251 251V252H252ZM50 252V251H49ZM52 252V251H51ZM50 252V253H51ZM62 252H63V250H62ZM89 252V251H88ZM100 252H102V251H100ZM100 252H99V250L96 252V253H94V254H92V257H91V260H89L90 261V263L92 264L94 261H96L97 263L96 264H99V263H107V261H109V259L107 260V259H105V258H107L106 257V255H105V257H104V260L102 259V261H101V259H100V257H101V255H100ZM118 252V251H117ZM172 252V251H171ZM178 252V251H177ZM218 252V253H217ZM222 252V251H221ZM238 252H240L239 250H238ZM250 252V251H249ZM56 253V252H55ZM229 253V252H228ZM245 253V252H244ZM254 253V252H253ZM257 253V252H256ZM258 253H260V252H258ZM262 253V252H261ZM260 253V255H262ZM264 253V252H263ZM52 254V253H51ZM57 254V253H56ZM202 253H200V255H201ZM235 254V253H234ZM233 254V255H234ZM241 254H243V253H241ZM246 254V253H245ZM58 255V254H57ZM56 255V256H57ZM119 255L120 254H118V257H119ZM173 255V254H172ZM220 255V254H219ZM221 255L223 256V254L221 253ZM228 255V254H227ZM226 255V256H227ZM230 255V254H229ZM232 255V256H233ZM238 255H239V253H238ZM237 255V256H238ZM256 255V254H255ZM259 255V256H260ZM64 256V255H63ZM100 256V257H99ZM117 256V255H116ZM160 256H161V254H160ZM167 256V255H166ZM182 256V255H181ZM184 256V255H183ZM202 256V255H201ZM218 256V255H217ZM248 256V255H247ZM254 256V255H253ZM257 256H258V254H257ZM263 256V255H262ZM53 257V256H52ZM114 257V256H113ZM112 257V258H113ZM125 257V256H124ZM163 257V256H162ZM180 257V256H179ZM203 257V256H202ZM212 256H210L209 258H211ZM216 257V256H215ZM120 258V257H119ZM214 258V257H213ZM241 258V257H240ZM255 258H257L256 256H255ZM115 259V262H116V258H114ZM165 259V258H164ZM236 259H237V257H236ZM262 259V257L260 258V260ZM65 260V259H64ZM203 260V259H202ZM229 260V259H228ZM242 260V259H241ZM255 260V259H254ZM120 261H121V258H120ZM119 261V262H120ZM221 261V260H220ZM219 261V262H220ZM238 261V260H237ZM257 261H258V258H257ZM263 261V260H262ZM14 262H17V261H14ZM57 262V264H61L62 262H59V261H56ZM112 262V261H111ZM187 262H189V261H183V260H176V259H168V260H165V261H162V264H189V263H187ZM196 262H198V261H196ZM228 262V263H227ZM227 262H225V264H231L230 263V261H227ZM241 262H244V261H241ZM260 262V261H259ZM264 262V261H263ZM208 263V262H207ZM245 263V262H244ZM243 263V264H244ZM248 263V262H247ZM252 263V262H251ZM258 263V262H257ZM11 264H15V263H11ZM18 264H25L24 262H18ZM113 264V263H112ZM121 264H122V262H121ZM216 264V263H215ZM219 264H221V262L219 263ZM222 264H223V262H222ZM237 264V263H236Z\"/></svg>",
	"mask_w": 264,
	"mask_h": 264
},
{
	"label": "built area",
	"instance_id": "3",
	"mask_svg": "<svg viewBox=\"0 0 264 264\" xmlns=\"http://www.w3.org/2000/svg\"><path fill=\"white\" fill-rule=\"evenodd\" d=\"M214 12L215 9L211 7L210 0H129L121 19L116 18L118 21L114 22L115 18H113L111 23L109 20L112 18L103 9L95 27L99 28V20L103 19L102 25L103 29H107L108 42L99 40L100 42L95 44L94 53L88 56L83 54L86 59L80 57L79 60L80 62L86 61L91 66L97 64L94 66L97 70L110 69L119 74L127 73L121 82L113 80L118 94L123 91L121 89L124 87L123 82L128 85L136 80L138 85L150 83L148 95L145 94L146 97H143L146 102L156 104L155 108L166 109L170 113L186 111L189 116L193 115L195 124L201 126L208 116L204 100L205 66L212 71L214 76L219 77L221 71L230 70V62L228 59H223L218 52L212 54L211 48L209 51L203 49L202 52L191 57L183 56L176 46H164V38L168 30L174 26L195 30L203 39L210 34L220 36L221 29H225L226 32L231 33V40L235 46L242 48L237 38L236 25L228 27L218 25V17L213 15ZM203 14L208 16L207 24L201 22ZM159 20L161 23L157 24ZM257 21L259 20L255 21L256 29L250 44L261 46L258 47L256 54L257 63L248 69L244 76L245 85L247 81L252 80L256 68L261 65V70H264V21L262 20L261 25L257 24ZM95 27H89L85 31L89 41L93 40L89 46L91 48L95 43L93 39ZM150 41L154 42L155 47H152L151 52H145ZM246 48L243 47L245 52ZM94 54L95 59L89 60ZM246 55L248 57L247 52ZM219 57L223 62L222 67L216 64ZM142 71L150 73L143 82L135 78V74ZM251 84L250 82L247 86H252ZM129 94L125 98L121 96L119 104H124L134 97L132 93ZM175 95L177 98H174ZM198 108L206 110V117L203 121L198 119V110H196ZM144 132L149 138L159 139L163 136L149 133L145 128Z\"/></svg>",
	"mask_w": 264,
	"mask_h": 264
},
{
	"label": "water",
	"instance_id": "4",
	"mask_svg": "<svg viewBox=\"0 0 264 264\" xmlns=\"http://www.w3.org/2000/svg\"><path fill=\"white\" fill-rule=\"evenodd\" d=\"M210 4L215 9L213 15L218 17L217 24L223 27L235 24L239 42L248 45L256 29L255 21L264 18V0H210ZM181 28L171 27L168 30L164 38V46H176L183 56H194L197 53L190 56L184 53V46L179 40L181 38H178V31L184 35L190 34L189 37H195L196 33L197 36L201 37V35L192 29Z\"/></svg>",
	"mask_w": 264,
	"mask_h": 264
}]
</instances>
